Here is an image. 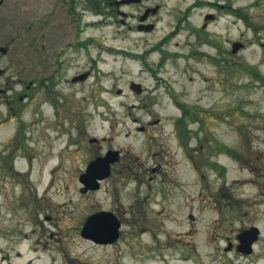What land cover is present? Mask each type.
Masks as SVG:
<instances>
[{"label": "rangeland", "instance_id": "1", "mask_svg": "<svg viewBox=\"0 0 264 264\" xmlns=\"http://www.w3.org/2000/svg\"><path fill=\"white\" fill-rule=\"evenodd\" d=\"M161 1L166 7L157 29L142 34L108 19L105 7L101 14L76 18L60 0H1L2 43L16 32L17 68L38 69L43 43L53 56L62 45L84 41L87 45L76 49L78 63L65 67L63 74L68 77L91 61L95 74L79 85L80 90L61 84L59 102L66 106L79 101L83 108L79 119L66 118L57 129L50 127L48 138L34 149L48 157L42 172L37 156L30 180L11 178L0 165V264H135L136 247H188L187 231L193 224L185 217L188 209L181 206L189 200V191L195 195L197 179L235 181L244 197L253 199L249 211L256 215L262 230L259 242H264V0H219L229 7L218 8L217 19L209 21L201 45L205 54L192 53L186 23L170 35L180 9L192 0ZM137 7L123 9L135 13ZM231 9H238L239 15ZM77 11L82 13V5ZM205 12L206 6L193 9L190 21L200 25ZM29 29L36 38L33 49L27 43ZM236 40L243 46L232 53ZM151 44L159 46L142 56ZM7 60L2 58V64ZM130 81L142 83L145 91L136 93ZM182 107L188 113L179 121ZM156 118L157 123H148ZM140 125H147L145 132L136 129ZM91 136L101 141L90 144ZM107 147L120 149L132 168L117 167L98 190L81 192L78 174L84 157ZM158 163L167 171L144 169ZM162 178L174 182L165 203L169 213L159 221L158 243L152 215L141 218L134 213L139 209L135 201L149 192L147 183L156 186ZM100 208L121 220L113 243L80 235L86 216ZM199 218L194 227L201 231L214 214L206 211Z\"/></svg>", "mask_w": 264, "mask_h": 264}, {"label": "flooded vegetation", "instance_id": "2", "mask_svg": "<svg viewBox=\"0 0 264 264\" xmlns=\"http://www.w3.org/2000/svg\"><path fill=\"white\" fill-rule=\"evenodd\" d=\"M60 1L66 6L67 14L76 18H80L89 12L96 13V0ZM101 2L105 5V13L108 14V19L115 18L128 30L142 34L151 33L157 29L160 12L166 7V3L161 0L155 2L153 0H107L106 4H104L105 0H101ZM79 5H82V13L77 11ZM131 5H138L135 13H129L123 9L125 6ZM201 6H206V12L203 15L204 21L200 25H195L190 21V12ZM225 6L229 7V5L220 3L219 0H192L189 6L180 9L181 14L177 18L173 29H171L170 35L177 34L181 27L180 24L186 23L188 36L192 38L191 44L195 48L192 49V53L205 54L206 51L202 49L201 45L207 39L209 21L216 20L218 8H224ZM231 10L239 15L238 9ZM242 16L245 18L244 15ZM130 19L134 20L133 24L129 23ZM80 28L83 27L80 26ZM29 31L30 36L29 34L26 35L29 38L27 43L33 49L36 38L32 35V30L29 29ZM6 38L2 43L0 32V134H2V137H0V165L11 178L18 176L22 181L26 177L27 180H30L34 157L37 156L39 159L41 172L43 168L47 167V155H42L44 151L39 153V148L34 149L43 137L48 138L49 128L55 130L60 123L64 122L63 119L67 118L70 122H73V120L79 119L78 116L81 115L83 107H81L79 101L71 104H69L71 101L67 102L66 106L59 102V96L62 95L59 89L61 84L77 85L78 90H80L79 85L89 81L94 76L95 70L92 66L93 61H91L88 62V64L90 63L89 67L64 77L65 67L78 63L80 53L76 49L78 45L86 46L88 42L84 41L73 42L67 47L62 45L58 52L53 53V56H50L48 48L43 43L41 45L43 58L38 69L17 68V53L14 50L17 40L16 32L13 31ZM167 38L169 36L163 38L161 43H164ZM158 46V44H151V47L145 50L142 56L146 57L149 52L157 49ZM87 54L90 56V53ZM4 57L8 60L2 64L1 60ZM86 59L89 60L90 57ZM141 87V91H145L142 83ZM87 98L90 101L91 98ZM60 110H62L65 117L62 116ZM84 115L86 116L83 120L86 121L88 114L84 113ZM158 121L159 119L156 118L148 123L155 124ZM77 126L80 130L79 124ZM136 129L145 132L147 125H140ZM100 141L93 136L88 138L90 144L99 143ZM81 142L79 136L75 144L78 146ZM109 149L107 147L103 152H93L84 157L83 171L81 170L78 174V180L81 183L79 190L81 192L87 194L98 190L100 183L103 180H108L107 175L100 180L98 188L91 189L88 187L87 190H83L82 181L84 183H89V181L85 182L86 178L82 174L97 157L105 158L108 161ZM117 150L119 153L116 160L111 164V171L116 170L117 167L119 171L130 170L133 165L128 163L129 160L126 159V156H122L120 149ZM137 159V157H134V160ZM54 166H58V163ZM54 168L52 167V169ZM95 169V175L103 170L101 166L95 167ZM144 169L155 174L167 171L161 168L160 163L153 164L150 167L144 166ZM149 180H152V177H149ZM139 182H142L141 178H139ZM171 182L174 181L162 178L157 181L156 186H152L150 182L147 183L149 192L141 201H135L139 209L134 215L141 216V218L143 216L151 217L152 215L154 226L158 225L154 235L158 243L161 232L160 218L164 212H166V216L169 213L165 203L170 200L168 197L172 192ZM235 183V181L226 180H195V195L193 196V193L189 191V200H185L183 206H181V209H188L185 217L191 225L193 224L187 231L189 237L187 240L188 247H136L138 258L133 262L135 264H259L264 262V242H259L262 237V230L256 222V215L249 211V208L254 204L253 199L244 197V192H241L234 185ZM103 210L112 212L108 208H100L89 214ZM206 211L214 214V219L209 223H205L199 231V228L194 227V224L200 219L199 215ZM255 227L256 229H254ZM118 237L116 240L106 243H113L117 241ZM85 239L105 243L91 238Z\"/></svg>", "mask_w": 264, "mask_h": 264}, {"label": "water", "instance_id": "3", "mask_svg": "<svg viewBox=\"0 0 264 264\" xmlns=\"http://www.w3.org/2000/svg\"><path fill=\"white\" fill-rule=\"evenodd\" d=\"M242 45L241 42H233L232 52L235 53ZM130 88L136 93L141 92V85L138 82H131ZM120 91L118 89L117 93H120ZM118 153V150L110 149L108 150V161L105 158L97 157L89 164L86 171L82 174L86 178L85 182L89 181V183L82 181L84 184L83 190H87L88 187L91 189L98 188L99 180L104 179L110 174L111 164L116 160ZM110 155L112 156L109 157ZM98 166H101L103 170L98 175H95V167ZM120 224V220L112 212L99 211L86 217L80 234L82 237L91 238L98 242H112L118 237Z\"/></svg>", "mask_w": 264, "mask_h": 264}, {"label": "trees", "instance_id": "4", "mask_svg": "<svg viewBox=\"0 0 264 264\" xmlns=\"http://www.w3.org/2000/svg\"><path fill=\"white\" fill-rule=\"evenodd\" d=\"M107 3V0H105V3L104 4H106ZM104 6L105 5H103L102 4V2H101V0H96V2H95V12L96 13H101L102 12V10H103V8H104ZM182 109H183V116L182 117H180L179 118V121H183L184 120V116H186L187 115V109L185 108V107H182ZM185 127V125L183 126V128ZM185 130V129H184ZM186 131V130H185Z\"/></svg>", "mask_w": 264, "mask_h": 264}, {"label": "bare ground", "instance_id": "5", "mask_svg": "<svg viewBox=\"0 0 264 264\" xmlns=\"http://www.w3.org/2000/svg\"><path fill=\"white\" fill-rule=\"evenodd\" d=\"M26 240H27V234H25V238H24V240H23V241L25 242Z\"/></svg>", "mask_w": 264, "mask_h": 264}]
</instances>
